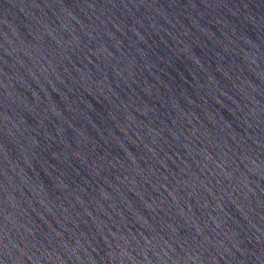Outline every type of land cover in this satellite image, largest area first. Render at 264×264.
Listing matches in <instances>:
<instances>
[{
  "label": "water",
  "instance_id": "95a60500",
  "mask_svg": "<svg viewBox=\"0 0 264 264\" xmlns=\"http://www.w3.org/2000/svg\"><path fill=\"white\" fill-rule=\"evenodd\" d=\"M0 264H264V0H0Z\"/></svg>",
  "mask_w": 264,
  "mask_h": 264
}]
</instances>
